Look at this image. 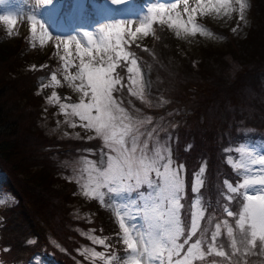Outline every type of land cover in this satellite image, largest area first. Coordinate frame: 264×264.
<instances>
[{"label": "trees", "instance_id": "trees-1", "mask_svg": "<svg viewBox=\"0 0 264 264\" xmlns=\"http://www.w3.org/2000/svg\"><path fill=\"white\" fill-rule=\"evenodd\" d=\"M56 1L55 11L64 18L70 0ZM141 5L144 3L138 6ZM86 14L90 16L87 9ZM247 14L251 22L242 37L235 38L227 29L213 27L224 40L206 47L201 42V47L192 51L165 27L155 25L148 38L133 42L131 51L140 69L147 70L150 78L145 96L153 103L151 107L129 92L127 74L118 69L125 78V86L114 95L126 110L133 107L151 114L157 123L173 120L178 125L181 139L171 155L175 164L183 161L185 170L187 196L182 200L181 213L184 228L189 226L186 214L193 199L190 165L200 163L198 157L206 156V166L210 167L199 194L205 208L202 222H212L210 217L215 220L223 217L232 223V218L223 213L221 205L225 200L218 197L217 191L222 180L238 179L231 175L230 166L223 160L230 154L225 150L264 132V0H249ZM0 28V171L6 175L2 190L11 197L10 202L0 207V264H29L36 254L57 264H107L111 255L117 257L112 264H120L123 246L118 242L116 211H109L106 202L102 205L97 199L76 196L75 183L59 176L64 173L58 163L60 159L78 154L95 156L98 141L57 138L48 135L40 124L44 112L52 118L55 110L53 105L46 104V90L50 86L43 87L46 81L39 85L37 76L55 72L61 81L55 91L74 100L63 86L62 62L53 47L41 52L38 41L31 52L24 53V48L32 45L30 32L9 42L4 26ZM198 104L202 113L197 115L194 110ZM186 121L192 126L188 133L183 124ZM50 124L54 121L50 120ZM159 133L163 139L165 131ZM187 139L194 151L184 147ZM177 143L178 140L171 148ZM85 149L95 154L84 153ZM230 207L237 210L236 203ZM74 212L80 216L74 217ZM92 237L106 238V246L95 244ZM219 239L227 248L224 233ZM28 240L34 243L28 244ZM93 251L103 253V258L93 257ZM213 261L233 264L214 255L196 264ZM237 264H264V256H245Z\"/></svg>", "mask_w": 264, "mask_h": 264}, {"label": "snow or ice", "instance_id": "snow-or-ice-1", "mask_svg": "<svg viewBox=\"0 0 264 264\" xmlns=\"http://www.w3.org/2000/svg\"><path fill=\"white\" fill-rule=\"evenodd\" d=\"M111 3L122 5L125 0H111ZM181 3L182 12L178 10ZM52 4L53 0H36L35 8L27 14L29 39L33 47L37 41L43 47L52 39L48 28L36 14L40 7ZM247 7L246 0H195L194 6H190L189 0L161 2L147 8V14L140 18L134 30L133 20L119 19L94 32L84 31L63 39L56 37L59 41L57 54L60 45H63L64 54L59 55V60L68 73L63 79L80 97L77 103H62L61 97L53 91L47 101L58 104L64 116L77 117L81 127L94 130L96 137L102 138L108 149L107 153L101 154L100 166H93L91 171L95 174L89 175L82 194L89 199H97L102 205L107 194L109 203H117L115 216L120 229L117 235L118 242L123 246L120 264H196L211 255L227 259L229 254L223 244L217 243L222 234V223L226 226L227 237L231 238L232 255L241 251L234 235L235 228L239 232L244 256H264V151L240 142L225 150L231 153L227 155L226 163L232 166L238 179L222 182L224 192L221 196L225 203L221 207L225 216L232 218L233 222L228 219L222 223L218 221L214 230L209 233L205 229L200 236L197 235L199 221L204 218L205 208L198 194L204 184L206 162L198 172L193 173V200L186 214L190 227L185 234L181 219V201L187 196L181 179L184 165L174 164L171 147L161 145L158 135L155 144L150 147L148 141L155 129L148 132L142 142L140 126L144 121L135 120L114 95L125 86V78L118 69L126 72L128 83L138 84L141 69L131 45L140 35L147 37L152 34L154 25L175 29L177 37L181 33L211 37L213 32L198 23V17L212 14L229 16L238 12L237 19L243 21ZM0 21L8 25V34L12 35L16 18L12 14H0ZM239 26L232 31L236 32ZM74 56L78 57V64ZM70 68L77 70L72 74L68 71ZM51 82L53 85L61 84L55 72L51 73ZM128 90L142 102L145 101L142 87L139 91H133L131 87ZM148 123H151L150 119ZM233 203L237 204L235 211L230 207ZM193 237L196 239L193 240ZM91 239L95 244L106 246V238ZM27 243L34 241L28 240ZM92 256L103 258L104 254L93 251ZM116 258L110 255L107 264H112Z\"/></svg>", "mask_w": 264, "mask_h": 264}, {"label": "rangeland", "instance_id": "rangeland-1", "mask_svg": "<svg viewBox=\"0 0 264 264\" xmlns=\"http://www.w3.org/2000/svg\"><path fill=\"white\" fill-rule=\"evenodd\" d=\"M161 2L171 3V2H174V0H125V3L122 5H113L111 3V0H70L68 12L65 14V17L63 18L61 17V15H59L58 12L55 11V5L57 4V1L53 0L52 5L40 7L36 12L37 18L45 24V26L48 28L49 32L52 35V39L47 44H45L43 47L40 46L41 52L44 53L50 47H53L55 56L59 57V55H63L64 53H63V45L61 44L59 53L57 54L56 45L59 43V41L56 40L57 36H60L63 39L69 35H78L79 33H83L84 31L94 32L101 26L108 24V23L115 22L119 19L133 20V30H134L135 26H138L140 18L143 15L147 14V8L149 6H152L154 4L161 3ZM142 3H144V6L142 7L143 9L141 8V6H138ZM189 3H190V6H194L195 0H189ZM246 3L249 6V0H246ZM35 5H36V0H0V14H5V15L12 14L16 18V21H17V23L13 26L12 35L8 34V25L5 24L3 21H0V25H3L6 30V41L15 42L18 40L19 37L23 38L27 32H30V22L27 20V14H30L32 12V10L35 8ZM86 9L89 11L90 16L86 14ZM247 9H246V12L244 13L245 19L243 21H239L237 19L239 15L238 12H233L229 16H224L223 14L221 15L212 14L210 16L198 17L197 22L205 25L210 31L213 32V36L211 37L200 36L199 34L196 36H185L183 33H181V36L177 37L175 35V31H176L175 29H168L167 27L165 28L168 31H170L173 34V36L177 38L185 47H187L186 48L187 50L192 51L193 49H199L201 47V42H203L204 43L203 45L206 47L209 44H215V43H218L224 40V38L221 35H219L218 33H215L212 30L213 27H216L217 29H222V30L227 29L235 38L242 37L245 33L246 28L251 22L247 14ZM178 10L182 12L183 10L182 3ZM184 18L186 19V16ZM238 24L240 26L237 28V31L233 32L232 29L236 28ZM146 38H148V36L144 37L143 35H140L136 41H144ZM32 50H33L32 45H28L27 47L24 48L23 52L24 53L31 52ZM72 50L74 52V46ZM73 59L75 63L78 64V57L74 56ZM61 67H62V64H61ZM76 70L77 69L75 68H70L68 71L74 74ZM66 74L68 73H66L62 67V71L60 74L62 79ZM137 79H138V84L131 85L132 90L139 91L140 88L142 87L145 101L142 102L140 99L139 100L147 107L153 106V103L145 96V93L148 91L149 84H150V78L148 75V71L141 68V77ZM45 81H46V85L50 86V88L48 87L49 90H46L47 92L46 104H49L47 101V98L51 95L53 90L55 91L54 87H56V85H53L51 82V74L49 76H37L36 82L39 85H41ZM75 83H79V81H76ZM63 86L65 90L71 92L72 96L74 97V100L72 101L70 98H64L57 93L61 97V102L68 103V104L77 103L79 101L80 94L75 92L71 87H69V82L65 81L64 79H63ZM51 105H53L54 110H55L53 117L52 118L48 117L47 115H45V112L43 111L44 118L40 122L41 126L43 127V129L48 135H53L57 138H65V139L82 138L84 140L96 139L98 141L99 147L97 148V153L94 158L90 157L89 155L84 154V155H79V156H69L66 158H62L58 161V163L61 165L62 170L64 169V173L62 172L61 174H59L60 178H62L64 181L74 182L75 185L77 186L75 195L83 196L82 194L83 186L88 183L89 175L95 174L94 172L91 171L93 166L94 165L100 166L101 154L107 153L108 149L104 145L102 138L96 137L94 130L85 129L81 127L80 126L81 122L79 121L77 117H73L71 115L64 116L63 114H61L58 104L53 103ZM191 107L193 109V106ZM196 108L197 109L194 110L195 114L198 115L199 113H202V111H198L199 104L196 106ZM68 111L70 112L71 110L69 109ZM127 111L130 113V115H132L135 118V120L144 121V123L140 126V132L142 133L140 139L142 142L146 139L147 133L152 132L153 129H155V131L153 132L152 139L148 141L151 147L153 144H155V137L157 135L160 137L159 132L165 131L163 139L160 137V144L161 145L168 144L171 147L178 140L177 145L171 148V150H176L177 146L179 145L181 136H178L177 134L178 125L175 121L166 120V122L163 121L164 123L161 124V123H157V121L155 122V120H153L155 118L151 114L143 113L141 111H138L136 108L131 107V109ZM56 114H57V117H55ZM149 119L151 120V123H148ZM187 119L188 118H184L183 120H187ZM50 120H53L54 124H50ZM72 124H76L77 126L72 127L71 126ZM183 124L186 126V133H188L189 130H191L192 126L189 125L188 121H186ZM81 130L83 131V136H81ZM244 132L246 134L250 133L248 131H244ZM170 135L172 136L171 140L169 138ZM165 137H167L168 139H165ZM241 143L254 147L258 151H264V132H261V134H257L253 140H249V138L247 137V139H245ZM184 147L186 149H190V151H194L191 141L189 139H187V141L184 143ZM196 149L198 148L195 146V150ZM86 151L91 152L90 149ZM198 151L201 155V152L199 149ZM94 154L95 152L92 153V155ZM165 154H166V150H165ZM194 154L197 157L199 156L197 155L196 151L194 152ZM196 156H193V157H196ZM204 157L206 156L198 157L201 160L200 163L195 164V165H190V167L192 168L191 188H192L193 181H194L193 173L198 172L200 166L206 162ZM219 159H223V158H221L220 156ZM223 160L226 161L225 158ZM179 164H183V161L179 162ZM229 166H230V172L232 175L234 173V170L231 165ZM216 168H220V167L217 166ZM209 171H210V167L206 166V171L203 174V181L207 180ZM184 173H185V170H184ZM184 173L181 176L183 186H184ZM231 175H228V177H230ZM235 176L238 177L236 174ZM224 180H222V182ZM5 181H6V175L4 174V172L0 171V201H3V203H0V207L11 201L10 195L8 193H5L2 190V184ZM222 182H221L222 186H220L217 189L218 197H222L221 193L224 192V185ZM105 202L107 203L109 211H111L110 206H112V204H113L112 210L116 211L117 203L116 202L109 203L107 194L105 197ZM202 206L204 207L203 199H202ZM72 215L74 217H79L80 213L78 214L77 212H74L72 213ZM223 220H224L223 217H221L219 220H215L214 217H210V221L212 222H208V223H203L202 220H200L199 221L200 231L197 233V235L200 236L201 234H203L205 229H207L208 232L210 233L212 230H214V224L218 221L222 223ZM141 226H143L142 222H141ZM189 227H190V222H189V226L187 228H184L185 234H187ZM222 233H224V238L227 239L226 245H228V247L225 248L224 250L229 254L228 258L227 259L224 258V260H227V261L231 260L233 264L242 262L245 256L243 255L244 249L239 244V232L234 228V235L237 239L238 247L241 249L240 253H238L237 255H232V249L230 248L231 238L227 237L226 226L223 225V223H222ZM195 239L196 237H193V240ZM217 243L223 244L224 242L222 239H219ZM32 259L33 260L30 261L29 264H57L52 259L42 254L40 255L37 254L33 256ZM204 261H197V262H204Z\"/></svg>", "mask_w": 264, "mask_h": 264}]
</instances>
